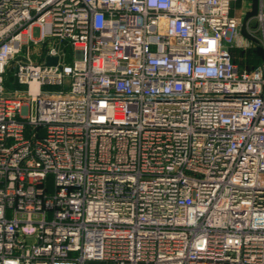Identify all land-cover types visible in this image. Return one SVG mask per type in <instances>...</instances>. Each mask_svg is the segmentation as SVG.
Wrapping results in <instances>:
<instances>
[{"label":"built area","instance_id":"built-area-1","mask_svg":"<svg viewBox=\"0 0 264 264\" xmlns=\"http://www.w3.org/2000/svg\"><path fill=\"white\" fill-rule=\"evenodd\" d=\"M236 1L0 0V264H264Z\"/></svg>","mask_w":264,"mask_h":264},{"label":"rangeland","instance_id":"rangeland-1","mask_svg":"<svg viewBox=\"0 0 264 264\" xmlns=\"http://www.w3.org/2000/svg\"><path fill=\"white\" fill-rule=\"evenodd\" d=\"M259 1L260 0H240L233 6L232 15L238 16L241 14L240 17L244 21L242 33L244 36L248 37V39H251L253 44L252 48L247 50H234L233 56L236 63L238 62L244 64V62L247 61L246 63L249 65L250 61L254 59V52L257 51V49L255 50L256 47L261 48L262 53L264 52V47L258 40L259 34H257L256 38H251V36H249V31L258 30L259 28V24L256 19L259 13ZM249 20L250 25L247 24ZM34 34L37 36V29Z\"/></svg>","mask_w":264,"mask_h":264},{"label":"trees","instance_id":"trees-1","mask_svg":"<svg viewBox=\"0 0 264 264\" xmlns=\"http://www.w3.org/2000/svg\"><path fill=\"white\" fill-rule=\"evenodd\" d=\"M257 49V51H255V55H254V59L250 61V64L247 65V61L244 62V64L242 63H238V65L243 68V69H248V70H254L256 69L258 66L260 65H264V52L262 53L261 48H255V50ZM260 50V51H259ZM234 54V51H233ZM234 57V56H233Z\"/></svg>","mask_w":264,"mask_h":264},{"label":"water","instance_id":"water-1","mask_svg":"<svg viewBox=\"0 0 264 264\" xmlns=\"http://www.w3.org/2000/svg\"><path fill=\"white\" fill-rule=\"evenodd\" d=\"M58 59L57 58H52V57H48L47 58V65H55L57 63Z\"/></svg>","mask_w":264,"mask_h":264},{"label":"crops","instance_id":"crops-1","mask_svg":"<svg viewBox=\"0 0 264 264\" xmlns=\"http://www.w3.org/2000/svg\"><path fill=\"white\" fill-rule=\"evenodd\" d=\"M238 1H240V0H237L234 4H236ZM234 4H233V6H234ZM241 15V14H240ZM240 15H238V16H236V17H240ZM235 16V15H234Z\"/></svg>","mask_w":264,"mask_h":264}]
</instances>
